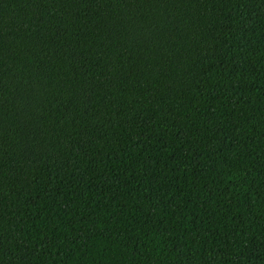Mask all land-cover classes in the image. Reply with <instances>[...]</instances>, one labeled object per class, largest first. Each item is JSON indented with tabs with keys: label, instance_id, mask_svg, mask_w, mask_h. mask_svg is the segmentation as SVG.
Wrapping results in <instances>:
<instances>
[{
	"label": "clouds",
	"instance_id": "clouds-1",
	"mask_svg": "<svg viewBox=\"0 0 264 264\" xmlns=\"http://www.w3.org/2000/svg\"><path fill=\"white\" fill-rule=\"evenodd\" d=\"M0 264H264V0H0Z\"/></svg>",
	"mask_w": 264,
	"mask_h": 264
}]
</instances>
